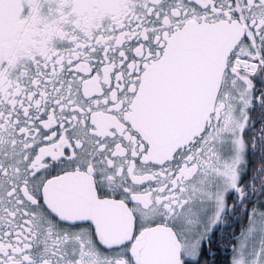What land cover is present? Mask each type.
Masks as SVG:
<instances>
[{
	"label": "snow or ice",
	"instance_id": "obj_1",
	"mask_svg": "<svg viewBox=\"0 0 264 264\" xmlns=\"http://www.w3.org/2000/svg\"><path fill=\"white\" fill-rule=\"evenodd\" d=\"M0 264H264V0H0Z\"/></svg>",
	"mask_w": 264,
	"mask_h": 264
}]
</instances>
